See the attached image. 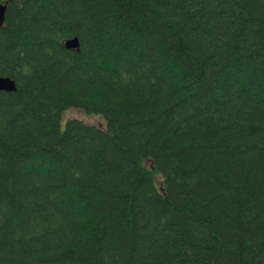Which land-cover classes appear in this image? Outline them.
I'll return each instance as SVG.
<instances>
[{
    "label": "trees",
    "instance_id": "trees-1",
    "mask_svg": "<svg viewBox=\"0 0 264 264\" xmlns=\"http://www.w3.org/2000/svg\"><path fill=\"white\" fill-rule=\"evenodd\" d=\"M0 2V264H264V0Z\"/></svg>",
    "mask_w": 264,
    "mask_h": 264
},
{
    "label": "water",
    "instance_id": "water-1",
    "mask_svg": "<svg viewBox=\"0 0 264 264\" xmlns=\"http://www.w3.org/2000/svg\"><path fill=\"white\" fill-rule=\"evenodd\" d=\"M5 11H6V4L0 3V27L4 24L5 19ZM65 46L67 48H76L78 46V41L76 38H73L71 40H67L65 42ZM0 90L2 91H14L15 90V84L12 79L9 77H3L0 76Z\"/></svg>",
    "mask_w": 264,
    "mask_h": 264
},
{
    "label": "rangeland",
    "instance_id": "rangeland-1",
    "mask_svg": "<svg viewBox=\"0 0 264 264\" xmlns=\"http://www.w3.org/2000/svg\"><path fill=\"white\" fill-rule=\"evenodd\" d=\"M71 118H77V119L82 120L83 122H85L87 124H93V125L101 126V127L104 126V120L100 116L85 114L80 109H69V110L65 111L63 114L62 125L64 124L65 120H68Z\"/></svg>",
    "mask_w": 264,
    "mask_h": 264
},
{
    "label": "bare ground",
    "instance_id": "bare-ground-1",
    "mask_svg": "<svg viewBox=\"0 0 264 264\" xmlns=\"http://www.w3.org/2000/svg\"><path fill=\"white\" fill-rule=\"evenodd\" d=\"M10 77V76H9Z\"/></svg>",
    "mask_w": 264,
    "mask_h": 264
}]
</instances>
